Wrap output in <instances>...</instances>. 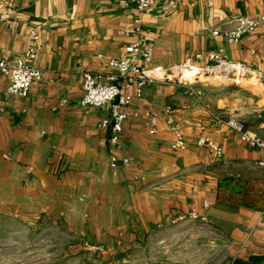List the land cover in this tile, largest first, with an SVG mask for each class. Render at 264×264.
Returning a JSON list of instances; mask_svg holds the SVG:
<instances>
[{
  "label": "crops",
  "instance_id": "obj_1",
  "mask_svg": "<svg viewBox=\"0 0 264 264\" xmlns=\"http://www.w3.org/2000/svg\"><path fill=\"white\" fill-rule=\"evenodd\" d=\"M136 13L128 0H0V60L34 44L41 70L24 98L6 94L0 72V206L30 209L105 250L144 246L163 230L195 221L227 239L219 247L228 264L250 256L264 264L262 150L214 121L234 116L264 138V23L236 43L213 34L229 28L236 14L264 15V0H165L142 16L138 34H125ZM137 40L152 50L151 61L141 64L150 72L175 74L188 63L214 69L206 56L221 51L259 83L225 72L228 80H208L205 72L210 82L193 85L148 82L133 100L120 143L112 145L110 127H99L107 107L79 104L80 74L109 71L107 60L124 57ZM166 107L184 150L172 149L163 117L154 134L144 124L145 110ZM200 136L219 145L221 156L196 145Z\"/></svg>",
  "mask_w": 264,
  "mask_h": 264
},
{
  "label": "built area",
  "instance_id": "obj_2",
  "mask_svg": "<svg viewBox=\"0 0 264 264\" xmlns=\"http://www.w3.org/2000/svg\"><path fill=\"white\" fill-rule=\"evenodd\" d=\"M134 4L137 13L134 17L135 26L125 30V34H138L140 32V24L142 16L147 14L150 9L157 4L163 3L165 0H128ZM264 23V15L249 16L244 14H236L227 21L231 26L227 29H215L213 34L223 36L228 42L236 43L245 35L255 31ZM125 56L120 59H109L107 65L110 68L106 72L83 71L80 74L81 95L79 104L81 106L107 107L109 117L100 121L99 127L106 129L110 127L109 141L112 145H117L121 141V133L124 122L131 114L133 100L140 98L143 87L146 83L152 82L153 79L148 77L149 70L141 67L142 63H149L152 58V50L149 46L143 45L139 40L131 43L125 48ZM38 48L31 44L21 53L6 60H0V72L7 79L6 94L18 97H26L30 86L33 82L41 79V70L36 65V57ZM99 58L103 56L98 55ZM196 59H202L201 54L195 55ZM207 60L216 68H221L222 72L229 73L231 77L237 78L245 75L242 68L231 64L221 51L207 54ZM189 68H196L202 73L212 69L201 68L196 64H186ZM175 69L169 68L164 71L165 74H174ZM64 101V100H63ZM144 124L149 134H154L157 129L159 118L163 117L164 123L172 132L174 139L171 144L174 150H184L186 141L181 129L175 124L172 110L166 107L162 112L157 110H145L143 112ZM217 125H225L239 135L241 141L249 146L258 147L262 150V158L257 164L264 168V138L257 137L254 133L244 129L243 124L234 116L223 119L219 116L214 117ZM196 145L211 149L215 157H220L222 148L213 140L207 137H198ZM122 164H127V158L120 159ZM118 158L111 154L110 165L117 166ZM192 219H196L194 212L190 214Z\"/></svg>",
  "mask_w": 264,
  "mask_h": 264
},
{
  "label": "rangeland",
  "instance_id": "obj_3",
  "mask_svg": "<svg viewBox=\"0 0 264 264\" xmlns=\"http://www.w3.org/2000/svg\"><path fill=\"white\" fill-rule=\"evenodd\" d=\"M199 72L175 74L204 79ZM240 78L237 81L244 82ZM35 216L30 209H8L7 204H1L0 264H228L229 260L219 247L227 246V239L221 241L214 230L195 221L163 230L144 246L105 250L65 233L61 224Z\"/></svg>",
  "mask_w": 264,
  "mask_h": 264
},
{
  "label": "bare ground",
  "instance_id": "obj_4",
  "mask_svg": "<svg viewBox=\"0 0 264 264\" xmlns=\"http://www.w3.org/2000/svg\"><path fill=\"white\" fill-rule=\"evenodd\" d=\"M185 68H188V69H192V70H185ZM219 69V68H218ZM218 69H212V70H209V71H207L208 73H210V74H212V76L211 77H206V79L207 78H212V79H214V80H223V79H226V76H224V75H220L221 73H222V71H220V70H218ZM197 69H195V68H189V67H187V66H184V68L183 67H181V68H179L178 70H177V72H181V73H185V72H187L186 73V75H188V74H198V71H196ZM154 73L156 74V75H158V76H163V75H166L164 72H162V71H160V70H155L154 71ZM200 73V72H199ZM202 73V72H201ZM252 74V73H251ZM202 77L205 79V76H203L202 75ZM240 81H244V82H247V83H256V84H258L259 82L257 81V79H256V76L255 75H251V77H249V78H244L243 76H241V78H240Z\"/></svg>",
  "mask_w": 264,
  "mask_h": 264
},
{
  "label": "water",
  "instance_id": "obj_5",
  "mask_svg": "<svg viewBox=\"0 0 264 264\" xmlns=\"http://www.w3.org/2000/svg\"><path fill=\"white\" fill-rule=\"evenodd\" d=\"M148 77H150L151 79H153L154 81H160V82H168V81H172V80H180V82L185 83L187 85H193L196 84L198 82L201 81H205V82H210L208 80H202L199 78H190V77H186V76H182V75H178V74H172V75H163V76H158L153 72H149L148 73Z\"/></svg>",
  "mask_w": 264,
  "mask_h": 264
},
{
  "label": "trees",
  "instance_id": "obj_6",
  "mask_svg": "<svg viewBox=\"0 0 264 264\" xmlns=\"http://www.w3.org/2000/svg\"><path fill=\"white\" fill-rule=\"evenodd\" d=\"M260 257H248L247 259H243V258H235L233 261H232V264H253L257 261H259Z\"/></svg>",
  "mask_w": 264,
  "mask_h": 264
}]
</instances>
